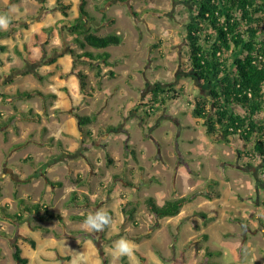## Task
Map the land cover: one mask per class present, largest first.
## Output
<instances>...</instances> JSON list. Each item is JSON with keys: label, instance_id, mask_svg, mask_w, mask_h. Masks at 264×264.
I'll return each mask as SVG.
<instances>
[{"label": "rangeland", "instance_id": "rangeland-1", "mask_svg": "<svg viewBox=\"0 0 264 264\" xmlns=\"http://www.w3.org/2000/svg\"><path fill=\"white\" fill-rule=\"evenodd\" d=\"M71 1L69 17L77 14L80 0ZM87 9L94 17L87 27L122 37V44L105 49L111 53L110 66L72 64L70 50L81 49L59 23L63 16L55 0H0V14L10 19L9 27L0 29L6 34L0 37V113L18 116L0 129V208L16 213L18 199L41 202L64 220L62 227L55 218L39 221L26 215L14 224L0 216V264H19L12 257L15 242L28 264H123L110 251L121 238L136 245L135 258H127V264H264V176L259 175L264 161L256 158L245 165L237 139L229 145L214 142L195 115L196 99L209 98V109L210 97L189 77L185 33L193 6L180 0H87ZM26 21L27 26L15 24ZM54 56L53 61L61 57L58 81L51 80L55 70L49 58ZM78 70L86 74L88 93L79 88ZM156 84L172 90L166 106L142 104L131 113L156 93ZM28 89L57 98L1 95ZM143 111H151L150 116ZM76 114L95 117L89 126L94 141L82 136ZM109 125L115 129L105 132ZM19 144L24 146L14 147ZM116 174L121 177L113 180ZM79 177L86 183L76 185ZM46 178L63 185L50 187ZM72 191L78 201L66 204ZM192 192L197 197L176 217L158 219L144 204L150 196L163 203ZM123 207L136 208L133 219ZM100 208L113 218L103 232L90 233L81 221L68 219ZM214 210L217 215L207 220L198 215ZM70 230L82 234L70 237ZM200 235L207 238L190 242ZM24 237L36 241V253ZM207 250L220 253L207 256ZM47 252L72 257L40 260Z\"/></svg>", "mask_w": 264, "mask_h": 264}, {"label": "trees", "instance_id": "trees-1", "mask_svg": "<svg viewBox=\"0 0 264 264\" xmlns=\"http://www.w3.org/2000/svg\"><path fill=\"white\" fill-rule=\"evenodd\" d=\"M118 1L124 2V0ZM180 1L191 4L194 9L191 11L190 22L186 26L185 33L189 77L193 81L200 79L206 86L207 94L210 97L209 109L206 108V101L209 98L201 95L200 98L196 99L195 115L202 120L206 133L213 135L214 142L229 145L232 144V138H236L239 159L247 158L248 160L245 165H251L253 159L256 158L264 161V0ZM42 2L45 3L46 1ZM55 3L63 16L59 23H64V27L72 36V43L81 49V52L70 50L69 53L73 58L72 64L74 65L76 60H81L92 66L99 62L105 66H110L111 53L105 49L122 44V37L114 33L99 34L97 28L86 26L87 22L94 21V17L87 9V0L79 1L77 14L73 17H69V12L73 6L71 0H55ZM105 19L106 15L104 14L102 20ZM4 35H6L5 32L0 31V37ZM88 47L97 51H88ZM0 49L4 50V47L1 46ZM18 53L22 54V52ZM77 76L79 88L88 93L86 74L78 70ZM155 86L154 91L156 93H152L149 101L135 104L130 110L131 113L139 112V107L142 104L150 106V109L155 106H166V102L171 99L172 90H163L158 84ZM63 91L68 92V89L64 87ZM2 96L4 98L17 96L28 99L34 96L43 99L57 98L56 93H44L39 89H28L18 91L16 95L2 94ZM150 112L143 111V114L149 117ZM33 116L39 119L38 114ZM19 118L27 117L25 114H20ZM75 118L79 128H81L82 136H86L89 142L94 141L89 126L95 121V117L76 114ZM140 118L141 122L145 121L144 117L140 116ZM15 119H18L17 114L4 117L0 113V129ZM110 129H115V127L109 125L105 128V132ZM250 144H252V148H248ZM57 145L62 147L61 142H57ZM23 146L24 144H19L14 147ZM29 159L28 157L24 160ZM262 166L260 176H264V165ZM260 176L259 178H261ZM120 177V174H116L112 178L116 180ZM262 180L264 182V179ZM46 182L53 188L63 185L61 181H52L49 178H46ZM75 183L81 186L86 182L79 177ZM197 195L198 192H192L185 196L165 200L162 204L150 196L145 198L144 204L147 210L158 219L172 218L179 215L183 207L193 202ZM76 201H78L77 191H72L66 204H72ZM18 205L20 209L16 213L10 212L7 206H2L0 216L14 224L23 222L26 215H31L39 221L55 218L62 227L64 226L63 217L49 210L41 202L31 203L24 199H18ZM123 212L129 219H133L136 208L125 209L123 207ZM198 215L202 220H207L216 216L217 211L199 212ZM86 216L87 214H71L68 219L83 222ZM232 220L244 225V221L238 217H233ZM34 229L50 232L49 228L40 225H35ZM0 234L3 235V233ZM68 234L76 237L82 234V231L70 230ZM205 238H207L206 235H200L190 242L196 243ZM24 240L32 249L35 248V240L28 237H24ZM12 248L13 259L19 264H27L29 259L21 256L19 244L15 242L12 244ZM156 253L161 256L159 251ZM215 253L219 254L220 252L206 251L207 256ZM60 258L69 260L71 256H60ZM139 258L142 262L145 261L140 255ZM122 261L125 264L126 257L122 258Z\"/></svg>", "mask_w": 264, "mask_h": 264}, {"label": "clouds", "instance_id": "clouds-1", "mask_svg": "<svg viewBox=\"0 0 264 264\" xmlns=\"http://www.w3.org/2000/svg\"><path fill=\"white\" fill-rule=\"evenodd\" d=\"M10 19L6 14H0V29L6 30L9 27ZM113 222L112 216L109 212L100 208L95 211H90L82 222V227L90 233H100L109 227ZM112 256L119 260L121 258H135L136 245L126 239L121 238L116 240L110 249ZM137 264L139 261L137 260Z\"/></svg>", "mask_w": 264, "mask_h": 264}, {"label": "crops", "instance_id": "crops-1", "mask_svg": "<svg viewBox=\"0 0 264 264\" xmlns=\"http://www.w3.org/2000/svg\"><path fill=\"white\" fill-rule=\"evenodd\" d=\"M42 3L43 2H41L40 4H41V6H42ZM4 9H7L6 7L4 8ZM4 9H2L1 10V12L2 11H4ZM41 10H45L43 7H41ZM45 12V11H44ZM27 23H28V21H26V22H21V23H15V24H24L25 26H27ZM52 38H53V36H52ZM72 38V37H71ZM65 48V47H64ZM60 53L61 52H59V53H56L55 54V56L56 55H60ZM55 56L54 57H51V58H49V60H50V63H51V66L54 68V70H55V72H54V74H52L51 75V80H56V81H58V79L60 78V76H62L61 74H62V72L60 71V68H61V63H59V60H60V58L61 57H59V58H56V60L55 61H53L54 59H55ZM48 61V60H47ZM27 66L29 67V65L27 64ZM41 68V67H40ZM71 73H72V71H70ZM64 78V77H63ZM62 86V85H61ZM106 92V91H105ZM2 94H4V93H2ZM1 94V95H2ZM3 97V96H2ZM4 98V97H3ZM13 114H15V113H12L11 115H13ZM3 115V114H2ZM4 116V115H3ZM7 116H10V115H6V117ZM81 132V131H80ZM159 203V202H158ZM159 204H162V203H159ZM65 235V234H64ZM54 236H55V234H54ZM57 238H60V235L59 236H56ZM70 237H74V236H70ZM35 243H36V241H35ZM32 249V248H31ZM33 251H34V253H36L37 252V250H38V245H37V243H36V245H35V248L34 249H32ZM75 250H76V246H75ZM57 257L58 259H60V260H63V259H61L60 258V256H66V255H63V254H61V253H57L56 255H53V254H49L48 252L47 253H45L44 255L42 254V258L40 257L39 259L41 260V259H43L44 260V258H50V257ZM69 256H71V255H69ZM82 256H83V258H85L86 260H87V258L82 254ZM72 257V256H71ZM28 258V257H27ZM89 258V257H88ZM105 258V257H104ZM29 259V258H28ZM29 261H30V259H29ZM29 261H28V263H29ZM45 261H47V260H45ZM53 261V260H52ZM69 261V260H68ZM101 261H102V259H101ZM27 263V264H28ZM106 263H107V261H106ZM123 263V262H122ZM102 264H104V263H102ZM124 264V263H123ZM125 264H127V257H126V263Z\"/></svg>", "mask_w": 264, "mask_h": 264}, {"label": "flooded vegetation", "instance_id": "flooded-vegetation-1", "mask_svg": "<svg viewBox=\"0 0 264 264\" xmlns=\"http://www.w3.org/2000/svg\"><path fill=\"white\" fill-rule=\"evenodd\" d=\"M194 81L199 86L200 89H206V86L203 84V82L200 79Z\"/></svg>", "mask_w": 264, "mask_h": 264}, {"label": "bare ground", "instance_id": "bare-ground-1", "mask_svg": "<svg viewBox=\"0 0 264 264\" xmlns=\"http://www.w3.org/2000/svg\"><path fill=\"white\" fill-rule=\"evenodd\" d=\"M14 244V243H13ZM14 247V246H13ZM14 253V252H13ZM13 257V256H12ZM28 263V262H27Z\"/></svg>", "mask_w": 264, "mask_h": 264}]
</instances>
